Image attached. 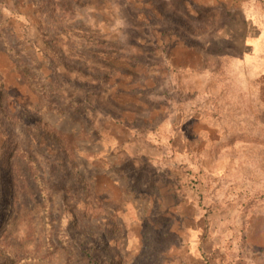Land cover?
I'll use <instances>...</instances> for the list:
<instances>
[{
	"label": "rangeland",
	"instance_id": "obj_1",
	"mask_svg": "<svg viewBox=\"0 0 264 264\" xmlns=\"http://www.w3.org/2000/svg\"><path fill=\"white\" fill-rule=\"evenodd\" d=\"M1 21L83 104L42 101L0 37L7 104L64 133L14 127L47 241L0 127V264H264V0H0Z\"/></svg>",
	"mask_w": 264,
	"mask_h": 264
},
{
	"label": "trees",
	"instance_id": "obj_2",
	"mask_svg": "<svg viewBox=\"0 0 264 264\" xmlns=\"http://www.w3.org/2000/svg\"><path fill=\"white\" fill-rule=\"evenodd\" d=\"M54 13L55 10L60 8V5L53 4ZM61 3V7H62ZM66 12V11H65ZM10 24H6L5 21L0 22V37H2L5 49L9 55L16 58L18 61L17 68L19 69L20 76L27 82L31 90L42 100L48 102L51 106L57 100H62L66 102L69 106L79 109V106L83 104L82 99L74 98L68 99L66 95L65 85H70L58 78L55 68H49L44 66V62L39 61L32 57L27 47H18L17 43L12 41L11 31L12 29H7ZM11 26V25H10ZM9 26V27H10ZM77 27L69 29L71 33L79 37H86L90 40L91 35H83L84 33H75ZM7 29V30H6ZM98 45H103L102 41H97ZM27 57V59L25 58ZM6 86L4 81L0 77V127L1 132L4 136L5 147L7 148L6 157L1 163L2 168L8 170V176L12 177L13 188L15 184V179L20 173V162L28 166V172L35 182H42V175L40 174V167L37 159L33 153L27 147V142L31 139L29 135L25 132L23 135H18L14 131V127L20 125V123L28 124L42 130L46 135L55 140H59L64 137V133L61 129H58L50 122H48L42 115L39 114L38 110L21 107L17 110H12L7 104L6 98ZM60 107L55 106V110ZM66 140L63 139V143ZM67 142V141H66ZM65 150L71 151L70 145H65ZM40 184V199L41 206L43 208L44 216V230L46 240H50V235L53 229L51 222V199L50 192L46 186ZM12 188L10 191V201L8 202L7 208H12L14 205Z\"/></svg>",
	"mask_w": 264,
	"mask_h": 264
}]
</instances>
